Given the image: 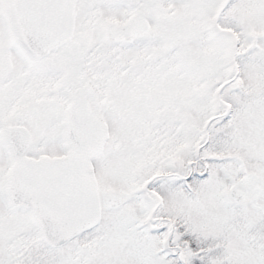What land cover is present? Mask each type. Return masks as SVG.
<instances>
[{
    "label": "snow or ice",
    "instance_id": "6c2138e0",
    "mask_svg": "<svg viewBox=\"0 0 264 264\" xmlns=\"http://www.w3.org/2000/svg\"><path fill=\"white\" fill-rule=\"evenodd\" d=\"M0 264H264V0H0Z\"/></svg>",
    "mask_w": 264,
    "mask_h": 264
}]
</instances>
